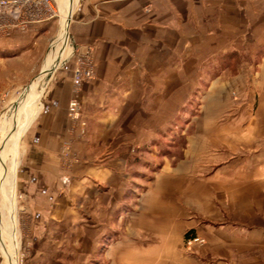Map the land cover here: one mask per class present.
<instances>
[{"label": "rangeland", "instance_id": "rangeland-1", "mask_svg": "<svg viewBox=\"0 0 264 264\" xmlns=\"http://www.w3.org/2000/svg\"><path fill=\"white\" fill-rule=\"evenodd\" d=\"M57 2L60 13L41 30H29L36 34L32 40L20 45L0 40V166L5 160L9 168L10 144L20 125L23 130L13 183L17 221L11 224L19 244L16 249L8 239L2 205L0 264H15V252L19 264H219L216 246L195 236L196 225L216 227L224 215L237 219L243 210L256 211L259 223L264 222V40L251 35L255 26L249 23V9L242 10L240 34L232 23H219L222 14L215 8H210L203 24L189 25L179 18L176 40L162 35L161 48L145 45V55L136 62L140 87L124 100L114 98L106 121L91 123L79 100L86 83L76 93L72 77L80 53L94 46L75 43L70 7L67 17L60 8L62 0ZM69 68L81 107V119L74 122L84 136L80 148L66 145L63 150V168L72 172L63 180L69 188L78 181L73 180L77 164L95 162L99 172L93 181L100 194L98 201L88 200L87 205L98 202L103 218L112 213L115 232L110 236L109 230L102 245L93 238V230L83 226L88 220H79L78 210L51 228H33L26 197L17 188L32 113L25 111L26 104L39 88L34 85L44 72L50 71L51 81ZM128 92L123 87L115 91L123 96ZM25 113L28 118L23 120ZM91 125L97 126L94 138L87 136ZM80 199L67 200L81 209ZM86 207L90 218L95 207ZM117 232L129 246L124 261L115 254L105 257Z\"/></svg>", "mask_w": 264, "mask_h": 264}, {"label": "crops", "instance_id": "crops-1", "mask_svg": "<svg viewBox=\"0 0 264 264\" xmlns=\"http://www.w3.org/2000/svg\"><path fill=\"white\" fill-rule=\"evenodd\" d=\"M66 3L69 4L70 0H66ZM69 6L71 17L73 14L72 35L75 43L80 46L91 45L95 48L96 79L86 83L79 95L84 118L91 123L106 121L114 98L124 100L140 87L137 84L141 80L140 68L136 62L145 55V45L149 43L152 46L159 45L162 35L173 36L176 40L179 18H185L189 25L203 24L210 16V8H215L222 14L219 23L222 25L232 23L235 32L240 34L242 10L249 9L251 17L249 23L255 26L251 35L256 34L258 37L255 36L256 39L264 40V0H74L72 7ZM47 25L48 23L33 30H41ZM35 35L29 31L0 37V40H9L20 45V42L30 41ZM157 48H161L160 45ZM47 65L48 61L43 70ZM261 67L264 70V59ZM51 76H48L47 84L38 98H30L34 102L28 112V115L32 113L28 132L26 131L27 135L22 143L21 163L17 175L18 191L26 197L33 228H40L41 225L51 228L50 224L70 218V214L78 210L79 220L87 218L88 221L83 222L82 225L85 227L88 225L87 227L93 230L95 241L97 243L99 241V244L101 241L107 243L108 231L110 230L109 234L113 232L115 235V232L111 231L113 214L103 218V213L99 210L100 205L95 202V206L88 204L90 207H95V212L90 214V218L87 217V203L94 199L98 201L100 194L97 180L93 181L96 179L94 175L98 176L99 172L95 162L89 160L79 162L76 166L78 174L73 179L78 181L69 188L63 180L66 173L72 174L65 172L63 168V150L66 145L80 148L84 134L79 123L71 120L68 114L69 103L74 98L70 68L61 69L50 81ZM36 85L39 86L36 90L37 96L42 85L37 82L34 86ZM120 87L127 88L130 92L125 96L116 94L115 91ZM97 105L98 108H95ZM90 129L87 136L94 138V134H97V126L91 125ZM104 177V179L108 178L105 175ZM66 187L69 194L66 192ZM69 197H81L79 201L82 204L81 209L71 206L70 201L67 200ZM111 202L113 204L112 200ZM122 221L123 219L118 222L117 228L122 229ZM193 230L195 236L206 238L209 243L216 246L217 255L220 256L219 260L221 259L219 264H264V222L259 223V216L254 210H243L237 219L224 215L223 222L216 227L196 225ZM113 233L110 236H114ZM123 237L125 236L119 235L116 241L114 239L111 241V247L106 250V258L114 254L117 258L129 256L127 238ZM120 240L121 243H116ZM178 245L180 246L181 242ZM99 249L98 254L102 253Z\"/></svg>", "mask_w": 264, "mask_h": 264}, {"label": "built area", "instance_id": "built-area-1", "mask_svg": "<svg viewBox=\"0 0 264 264\" xmlns=\"http://www.w3.org/2000/svg\"><path fill=\"white\" fill-rule=\"evenodd\" d=\"M58 13L57 0H0V37L27 33L49 23ZM93 54V47H86L80 53L72 77L76 93L96 77ZM68 112L73 121H80L81 107L76 96L71 100Z\"/></svg>", "mask_w": 264, "mask_h": 264}, {"label": "bare ground", "instance_id": "bare-ground-1", "mask_svg": "<svg viewBox=\"0 0 264 264\" xmlns=\"http://www.w3.org/2000/svg\"><path fill=\"white\" fill-rule=\"evenodd\" d=\"M59 1V0H58ZM63 3L59 2L60 8L62 6V8H64L63 13L68 17V15H70L69 12V4L66 3V0H62ZM68 4V5H67ZM68 24V23H67ZM66 28V24L63 25ZM67 29V28H66ZM68 34V33H67ZM56 56V55H55ZM54 53L51 54V57H55ZM51 58V59H52ZM51 76L50 72H44L42 76L39 77V80H37V83L42 85V87L39 89V91L37 92V96L35 97L36 99L38 98V95L42 92V89H44L45 84L47 83V79L48 76ZM33 101H29L27 105V108L25 109V111L28 113L30 111V109L33 106ZM27 113H25V116L23 118L26 119L27 118ZM21 128L22 126L20 125V127L16 130L15 132V142L14 144L11 143L10 144V155H11V164L9 166V168L7 169V162L4 160L3 163L0 166V206L3 205L4 207V214H5V229L7 232V236L9 241L14 244L15 248H18V238H17V234L13 235L12 232V227L11 224L12 223H16V214L14 213V207H13V201H14V195H15V188H14V178L16 176V171L18 168V160H19V154H18V142H19V136H21ZM1 157V156H0ZM3 172V173H2ZM14 231V230H13ZM17 233V232H16ZM15 264H19V257H18V253L15 252Z\"/></svg>", "mask_w": 264, "mask_h": 264}]
</instances>
